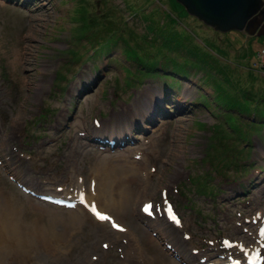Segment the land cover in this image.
I'll return each mask as SVG.
<instances>
[{"label": "rangeland", "instance_id": "374dc122", "mask_svg": "<svg viewBox=\"0 0 264 264\" xmlns=\"http://www.w3.org/2000/svg\"><path fill=\"white\" fill-rule=\"evenodd\" d=\"M184 10L176 0H0V201L28 246L18 249L22 261L10 263L132 264L141 256L145 264H224L241 251L233 243L256 245L264 128L242 141L236 127L217 124L236 117L221 93L228 83L264 90V37L215 31ZM132 58L174 62L186 78L167 89L169 79L144 77ZM200 92L210 101L214 92L216 106L203 107ZM132 160L138 182L112 217L133 232L131 244L109 224L107 234L90 232L92 220L77 205L37 198H72L75 184L96 178L95 165ZM112 190L117 199L120 189ZM144 201L151 216L140 212ZM164 205L182 229L164 222ZM71 212L80 224H66Z\"/></svg>", "mask_w": 264, "mask_h": 264}, {"label": "bare ground", "instance_id": "6f19581e", "mask_svg": "<svg viewBox=\"0 0 264 264\" xmlns=\"http://www.w3.org/2000/svg\"><path fill=\"white\" fill-rule=\"evenodd\" d=\"M31 2V1H30ZM33 2V1H32ZM36 2V0H34V3ZM185 93V92H184ZM150 97V96H149ZM148 102V101H147ZM153 105V104H152ZM157 110V109H156ZM143 121V120H142ZM91 130V129H90ZM107 130V129H106ZM121 133V131L119 132ZM111 135V134H110ZM108 135V136H110ZM123 136V135H122ZM127 140V139H126ZM93 142V141H92ZM125 142V141H124ZM99 143V142H98ZM121 143V142H120ZM131 145V144H130ZM117 147V146H116ZM121 148V147H120ZM117 149V148H116ZM126 152V151H125ZM131 153V152H130ZM129 154V153H128ZM133 154V153H131ZM130 155V154H129ZM135 156V155H134ZM144 157L141 158V160H143ZM127 160V159H126ZM129 160V159H128ZM127 160V161H128ZM127 161H124L125 163L123 165H119V166H111L110 164V161H107V164H106V161L101 165V164H98V165H95V168H97L95 171H92V172H95L96 174V178L94 177V174L93 175H90V176H87V179H86V184L85 186H83L82 184H75L73 186V197H72V200H74L75 204L74 205H77L75 206V208H77L80 212H83V216L86 217V212H88L87 214V217H89L92 221V224L88 225V230L90 231H94V229H98L100 232H102V234H107V231L104 230V226L109 224L111 227H112V224L113 222V218H117L118 216V210H122L123 207L126 208V204H127V199L128 196H132L129 192V187L131 185V183L133 184L138 182V178H137V175H136V172H137V169L138 168H134V166H137V164H133L132 165V161H130V163H128L127 165ZM144 161V160H143ZM135 162V161H134ZM133 162V163H134ZM136 163V162H135ZM102 166H105L106 169H103V170H100L99 168H101ZM140 180V179H139ZM148 181V180H147ZM141 182V181H140ZM143 182V180H142ZM147 185V184H146ZM119 188L122 192V195H123V198L121 199V192L119 190V193H118V198L116 199V196H115V193H114V188ZM128 187V188H126ZM111 191L114 193V195H112ZM40 193V192H38ZM132 198V197H131ZM82 199V200H80ZM1 200V198H0ZM6 201V200H4ZM129 202V201H128ZM6 203H4L3 201H0V264H7L8 262L10 263L9 260H11L12 262H16L18 263L19 261H22L21 260V257L19 256V248L20 247H24V248H27V242L23 239V238H18L17 235H16V232H15V226H13L14 224H12V222L10 221V210L9 208H7V206H5ZM131 204V203H130ZM129 206V205H128ZM141 206V205H140ZM74 208V210H75ZM95 208V211L98 212L99 215L101 216H107L109 219L108 220H100V219H97V218H94L93 214H92V209ZM77 210V211H78ZM73 211V210H72ZM76 211V210H75ZM13 213V212H12ZM11 213V215H12ZM67 215V214H66ZM142 215V214H141ZM143 216V215H142ZM260 216V215H259ZM258 216V217H259ZM10 217V218H9ZM86 217V218H87ZM113 217V218H112ZM261 217V216H260ZM259 217V218H260ZM65 218V217H64ZM83 218V217H82ZM164 220V222L167 224L168 221H167V218H165V216H162ZM12 219V218H11ZM47 219V217H46ZM262 219H264L262 217ZM80 221V217L76 214H73L71 212V214L69 216L66 217V224H73L75 225V223H79ZM61 222V221H60ZM85 223V222H83ZM182 222L179 221L178 222V227L180 229H182ZM80 224V223H79ZM146 224V223H145ZM47 225V224H46ZM63 225V224H62ZM168 225V224H167ZM29 226V225H28ZM60 226V225H59ZM81 226V225H80ZM62 227V226H61ZM157 227V225H156ZM160 227V226H159ZM27 228V227H26ZM123 229V231L119 230V229ZM158 229V228H157ZM37 230V229H36ZM64 230V228H63ZM90 231V232H91ZM97 231V232H99ZM109 231L111 232H115L116 235H121V236H126L127 238L131 239L129 240V244H131V242H134V236H133V232L132 231H129L125 225H122V224H117V228H116V231L115 229L113 228H110ZM20 232V231H19ZM69 233V232H68ZM83 233V232H82ZM36 234V237L35 235H32L31 236H34V243H36L37 245V242L36 240L39 239L40 235L42 236V233L41 231L39 233H35ZM66 234V233H64ZM84 234V233H83ZM82 234V236H83ZM16 236V237H13V236ZM81 235V234H80ZM86 235V234H85ZM88 235V234H87ZM94 235V234H93ZM254 237L252 239V241H255L256 242V245L255 246H251L250 248L244 246L242 248L241 251L239 252H236L235 253V259H230L231 261H236V262H244L243 260L247 259V258H244V257H241L243 258L240 259V257H238L240 254L242 256H249L250 257V254H251V248L254 249H258L260 248V245L259 243L262 241H264V237H262L261 235L258 236L257 233L255 234L254 233ZM19 236V235H18ZM69 236V235H68ZM71 236V235H70ZM69 236V237H70ZM131 237V238H130ZM189 237H187V234L186 236H181V239H183L184 241H181V242H185L187 243V239ZM86 239V238H85ZM69 240V239H68ZM124 238H121L119 241L123 244L126 243V241H123ZM224 240H222L223 242ZM114 242V240H113ZM150 243V241L148 242ZM8 248V247H11L10 249H12V253H11V256L8 260H5L7 261H3L2 259L5 257L3 251L6 250V248L4 249V247ZM127 245H128V242H127ZM164 246L168 245V247L171 248V246L168 244V243H164L163 244ZM130 246V245H128ZM135 249L139 248L140 245L139 243H134L132 244V246ZM72 248V247H71ZM166 248V247H165ZM28 249V248H27ZM13 250H16V251H13ZM26 250V249H25ZM7 251V250H6ZM33 251V250H32ZM8 252V251H7ZM11 252V251H10ZM27 252V251H26ZM161 252V251H160ZM175 252V251H174ZM3 253V254H2ZM162 253V252H161ZM24 254V253H23ZM30 254V253H29ZM3 256V258H2ZM28 256V255H27ZM36 256V255H35ZM34 256V257H35ZM91 256V255H90ZM155 257H159V254L158 253H155L154 255ZM231 258V255L229 254V256ZM248 257V258H249ZM32 258V257H31ZM36 258V257H35ZM38 258V257H37ZM36 258V259H37ZM122 258V256H121ZM150 259L153 258L152 255H150L149 257ZM260 258V256L258 257ZM257 258V259H258ZM26 259V258H25ZM46 259V258H45ZM128 259V257H127ZM135 259V260H134ZM28 260V258H27ZM34 260V259H33ZM192 260V259H191ZM24 261V260H23ZM8 263V264H9ZM30 263V261H29ZM145 264V261L143 262V259L141 256H136L133 258L132 260V264ZM155 263V260L153 259L151 261V264H154ZM192 263V262H191ZM224 264H229V262L227 260H225L223 262ZM247 263V261L245 262V264ZM12 264V263H10ZM23 264V263H22ZM194 264V263H193ZM211 264V263H209ZM214 264V262L212 263ZM259 264H263V261L259 262Z\"/></svg>", "mask_w": 264, "mask_h": 264}, {"label": "trees", "instance_id": "16d2710c", "mask_svg": "<svg viewBox=\"0 0 264 264\" xmlns=\"http://www.w3.org/2000/svg\"><path fill=\"white\" fill-rule=\"evenodd\" d=\"M132 60L135 63H139V67H136L134 70L139 71V73L143 74L144 77L150 75V77L159 76L160 78L169 79L168 83H165L167 89L176 88V85L178 84L177 78L179 76H181V78H186L185 73H187V70H181L180 68L173 69L172 64L174 62H169L166 67H162L160 65V62H155L153 60L151 62L147 58H132ZM200 62L201 61L196 64L197 69H200V66L201 68H203ZM175 64L177 65V63ZM228 84L229 87L224 92H221L219 88H217V90H219L223 94V98L226 100L225 105L228 106V110L235 111L236 117H222V120L217 124V126L219 130H222L221 128H223V126H225L226 128L234 126L240 129L238 130L235 128L233 130L239 132L238 139L243 141L244 139H247L248 133L260 132L261 129L264 128V90L262 88L260 90V94H255L253 91L250 93V89H248L247 87H240L238 86V84ZM212 88L213 85H211V89ZM215 91L216 90H214V92ZM214 92L211 93V101L209 100V97L206 96L203 92L199 93V102H201V105H203V107L208 108L212 103L216 106V101H218V99L215 98V96H218L214 94ZM243 117L249 118V121L244 120L245 118Z\"/></svg>", "mask_w": 264, "mask_h": 264}, {"label": "water", "instance_id": "95a60500", "mask_svg": "<svg viewBox=\"0 0 264 264\" xmlns=\"http://www.w3.org/2000/svg\"><path fill=\"white\" fill-rule=\"evenodd\" d=\"M185 12L215 31L264 37L263 0H176Z\"/></svg>", "mask_w": 264, "mask_h": 264}, {"label": "snow or ice", "instance_id": "6c2138e0", "mask_svg": "<svg viewBox=\"0 0 264 264\" xmlns=\"http://www.w3.org/2000/svg\"><path fill=\"white\" fill-rule=\"evenodd\" d=\"M150 208H151L150 205H146V206H145V211H148ZM93 211L95 212V208H93ZM97 216H98V219H100V220H102V221H103V220H108V219H109L107 216H101V215H99V214H97ZM172 218L175 219V217H172ZM112 226H113V228H117V225H116V224H113ZM119 230L123 231L122 228L119 229ZM260 235H261L262 237H264V228H261V229H260ZM225 243H227V242H225ZM105 247H107V245H105Z\"/></svg>", "mask_w": 264, "mask_h": 264}, {"label": "built area", "instance_id": "2783aa9c", "mask_svg": "<svg viewBox=\"0 0 264 264\" xmlns=\"http://www.w3.org/2000/svg\"><path fill=\"white\" fill-rule=\"evenodd\" d=\"M262 53H263L262 55L264 56V49L262 50Z\"/></svg>", "mask_w": 264, "mask_h": 264}]
</instances>
